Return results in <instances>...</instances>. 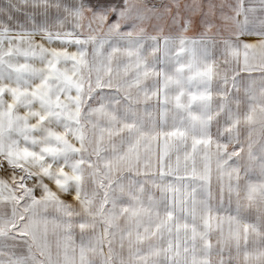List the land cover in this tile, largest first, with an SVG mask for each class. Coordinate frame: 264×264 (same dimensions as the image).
I'll return each instance as SVG.
<instances>
[{"label":"snow or ice","instance_id":"1","mask_svg":"<svg viewBox=\"0 0 264 264\" xmlns=\"http://www.w3.org/2000/svg\"><path fill=\"white\" fill-rule=\"evenodd\" d=\"M0 264H264V0H0Z\"/></svg>","mask_w":264,"mask_h":264}]
</instances>
